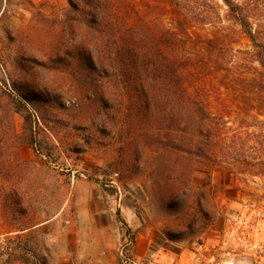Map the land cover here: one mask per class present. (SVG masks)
I'll list each match as a JSON object with an SVG mask.
<instances>
[{
	"label": "trees",
	"instance_id": "1",
	"mask_svg": "<svg viewBox=\"0 0 264 264\" xmlns=\"http://www.w3.org/2000/svg\"><path fill=\"white\" fill-rule=\"evenodd\" d=\"M66 1L61 19L45 21L44 55L20 51L16 95L0 86V179H15L19 148L44 156L37 120L52 130L116 136L122 159L133 167L149 162L154 183L167 191L165 209L182 215L175 231H164L169 240L207 225L210 176L195 190L197 164L225 158L235 135L226 119L240 126L250 115L264 117V0H220L248 43L239 63L231 60L228 33L202 36L184 4L173 5L172 27H165L156 17L132 19L130 0ZM15 113L23 117L21 132Z\"/></svg>",
	"mask_w": 264,
	"mask_h": 264
},
{
	"label": "rangeland",
	"instance_id": "2",
	"mask_svg": "<svg viewBox=\"0 0 264 264\" xmlns=\"http://www.w3.org/2000/svg\"><path fill=\"white\" fill-rule=\"evenodd\" d=\"M204 1L130 0L125 9L132 19L156 17L172 27L173 5L184 4L202 36L228 33L231 60L239 63L247 41L220 0ZM67 8L66 0H0L1 87L16 95L20 51L44 55L45 21L61 19ZM13 118L21 132L22 115ZM226 121L235 135L223 147L225 158L198 163L192 176L195 190L210 176L213 219L171 241L164 231H175L183 217L165 209L167 191L154 183L149 162L133 167L122 159L116 136L52 130L37 120L44 156L19 148L15 179H0V264H264V117L250 115L240 126Z\"/></svg>",
	"mask_w": 264,
	"mask_h": 264
},
{
	"label": "crops",
	"instance_id": "3",
	"mask_svg": "<svg viewBox=\"0 0 264 264\" xmlns=\"http://www.w3.org/2000/svg\"><path fill=\"white\" fill-rule=\"evenodd\" d=\"M22 153H23V150H22V149H19V150H18V154L22 155ZM0 197H1V196H0Z\"/></svg>",
	"mask_w": 264,
	"mask_h": 264
}]
</instances>
